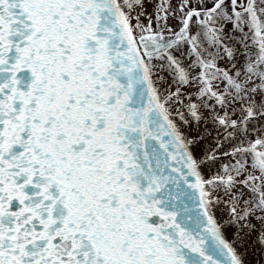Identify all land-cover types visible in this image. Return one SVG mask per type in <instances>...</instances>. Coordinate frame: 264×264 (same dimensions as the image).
<instances>
[{
	"label": "snow or ice",
	"instance_id": "snow-or-ice-1",
	"mask_svg": "<svg viewBox=\"0 0 264 264\" xmlns=\"http://www.w3.org/2000/svg\"><path fill=\"white\" fill-rule=\"evenodd\" d=\"M0 264H264V0H0Z\"/></svg>",
	"mask_w": 264,
	"mask_h": 264
}]
</instances>
